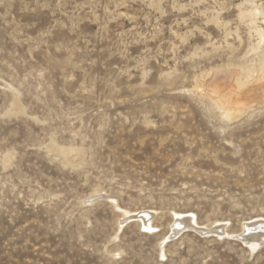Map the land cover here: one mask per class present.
Here are the masks:
<instances>
[{"label":"rangeland","instance_id":"rangeland-1","mask_svg":"<svg viewBox=\"0 0 264 264\" xmlns=\"http://www.w3.org/2000/svg\"><path fill=\"white\" fill-rule=\"evenodd\" d=\"M262 38L264 0H0V264H264Z\"/></svg>","mask_w":264,"mask_h":264},{"label":"bare ground","instance_id":"bare-ground-1","mask_svg":"<svg viewBox=\"0 0 264 264\" xmlns=\"http://www.w3.org/2000/svg\"><path fill=\"white\" fill-rule=\"evenodd\" d=\"M220 75H221V73L218 74L216 78H219V77L221 78ZM262 77L264 79V75ZM220 80H222V79H219L218 81H220ZM216 91H215V93H217ZM259 93L261 95H264V84H263V86H261V88H259L258 94ZM246 101H247L246 99H243L242 101H240V105L246 107L247 106ZM132 218L133 219H136V218L140 219L145 224V226L147 228H152L151 227V220H152L151 213L144 212L142 214H134V215H131L130 217H128L126 219H132ZM180 218H182L184 220L175 221V223L173 224L174 230L172 231L173 236H177L180 233L181 226L184 227L183 229L193 228L203 235L214 234V235H217L219 237H221V236L223 237L226 234V232L223 230L222 227H219V228L217 227L214 229L200 228L198 226V224H196V223H195L196 226L191 225V223H190L192 221L191 218H188V217L187 218L180 217ZM185 231H183V232H185ZM242 231H243V233L240 235H237V236H239L240 239L245 241L252 248L258 247L262 242H264V218L258 219V220H251L250 222L246 223V225L243 227ZM232 237H234V236L232 235Z\"/></svg>","mask_w":264,"mask_h":264},{"label":"snow or ice","instance_id":"snow-or-ice-1","mask_svg":"<svg viewBox=\"0 0 264 264\" xmlns=\"http://www.w3.org/2000/svg\"><path fill=\"white\" fill-rule=\"evenodd\" d=\"M262 40H264V38H262ZM218 71H220V70H218ZM223 71H227V72L231 73V69H227V70H223ZM240 71H241V73H243L245 71V69L244 68H241ZM262 71H264V69H262ZM240 85L242 87L243 86V82H240ZM230 117H231V114L230 113H225V117H224L225 119H230ZM161 258H163V257H161Z\"/></svg>","mask_w":264,"mask_h":264}]
</instances>
